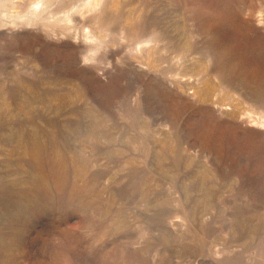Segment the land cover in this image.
<instances>
[{
    "label": "rangeland",
    "instance_id": "1",
    "mask_svg": "<svg viewBox=\"0 0 264 264\" xmlns=\"http://www.w3.org/2000/svg\"><path fill=\"white\" fill-rule=\"evenodd\" d=\"M40 1L0 0V264H264V0Z\"/></svg>",
    "mask_w": 264,
    "mask_h": 264
},
{
    "label": "bare ground",
    "instance_id": "2",
    "mask_svg": "<svg viewBox=\"0 0 264 264\" xmlns=\"http://www.w3.org/2000/svg\"><path fill=\"white\" fill-rule=\"evenodd\" d=\"M67 1L69 0H50L48 5H43L46 6L47 9H49V11H53V12H58L60 7L63 6ZM76 1V3H74L68 11L63 12V15L61 17L62 22L66 23L68 26L74 27L75 25L78 24V20L81 19L83 20L85 18V14H87L86 12H93L96 11L101 3L102 0H81L80 2H78L77 0H73V2ZM37 2V1H36ZM42 1L39 0L38 3H36V5L41 4ZM45 3V2H44ZM66 5V4H65ZM46 9V10H47ZM62 9V8H61ZM33 15H35L36 17H39L40 15L33 12ZM77 17H79V19L77 20ZM51 20V19H50ZM61 22V21H60ZM126 22V21H125ZM130 23H132L130 20L128 21ZM80 23V22H79ZM86 23V22H83ZM88 24V23H87ZM75 28V27H74ZM90 35V33H89ZM146 42V41H145ZM152 41H148V43H151ZM157 43V42H156ZM155 44V43H154ZM156 45V44H155ZM150 47V46H149ZM139 51V50H138ZM143 52V53H142ZM141 57L139 59H141V62L146 63L149 67L151 68H156L157 67V60H156V56H155V47L152 45L148 52L146 54H144L143 48L141 49ZM139 61V60H138ZM202 100H206V98H204L203 96H200ZM87 106V105H86ZM92 114V112H91ZM92 118V116H91ZM102 120V119H101ZM102 124V123H101ZM261 124L264 125V119L263 121H261ZM94 125V124H93ZM92 125V126H93ZM96 128V127H95ZM98 129V126H97ZM14 130V129H13ZM85 130V129H84ZM89 130V129H88ZM91 130V128H90ZM99 130V129H98ZM86 131V130H85ZM13 132V131H12ZM88 132V131H87ZM92 132V131H91ZM100 132V131H99ZM85 133H83L84 136ZM95 134V133H94ZM87 138V137H86ZM20 139V138H19ZM18 139V140H19ZM31 139V138H30ZM88 139V138H87ZM18 142V141H17ZM17 145V144H16ZM35 146V145H34ZM38 146V145H37ZM33 149V148H32ZM36 149V148H35ZM33 151V150H32ZM35 151V150H34ZM40 153V150H39ZM37 155V154H36ZM35 155V156H36ZM34 156V155H33ZM33 158V157H32ZM37 163V162H36ZM36 168V167H35Z\"/></svg>",
    "mask_w": 264,
    "mask_h": 264
}]
</instances>
